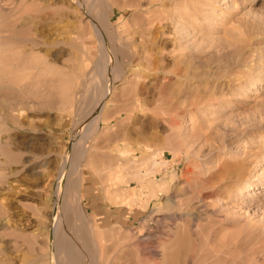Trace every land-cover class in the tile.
Instances as JSON below:
<instances>
[{"label":"rangeland","instance_id":"obj_1","mask_svg":"<svg viewBox=\"0 0 264 264\" xmlns=\"http://www.w3.org/2000/svg\"><path fill=\"white\" fill-rule=\"evenodd\" d=\"M171 258L264 264V0H0V264Z\"/></svg>","mask_w":264,"mask_h":264},{"label":"bare ground","instance_id":"obj_2","mask_svg":"<svg viewBox=\"0 0 264 264\" xmlns=\"http://www.w3.org/2000/svg\"><path fill=\"white\" fill-rule=\"evenodd\" d=\"M122 46V45H121ZM2 49V48H1ZM101 57H103V53H102V55H101ZM106 58V57H105ZM101 65H102V61L101 62H97V64H96V66H95V68L98 70V68L100 67V69H102V67H101ZM103 66V65H102ZM99 71V70H98ZM101 72V71H100ZM102 101H103V99H102ZM101 101V102H102ZM91 107V106H90ZM100 107V106H99ZM96 108H98V106L97 107H95V109ZM104 110H101V109H99L98 110V113H97V117L99 118L100 116H102V117H104L105 118V111L103 112ZM107 113V112H106ZM61 176V175H60ZM251 186V185H250ZM249 191H250V189H249ZM205 202V201H204ZM56 214V213H55ZM191 216L190 217H192L193 216V218L194 219H197L198 217H200V216H198L199 214L198 213H192L191 214V212L189 213ZM183 218V217H182ZM193 218H191V219H193ZM193 219V220H194ZM57 225H59V218L55 215V217H54V226H55V228H56V226ZM57 229H58V227H57ZM185 235V234H184ZM57 238V237H56ZM185 238V237H184ZM57 239H59V238H57ZM56 239V240H57ZM196 241V240H195ZM176 246H178V245H176ZM171 253V252H170ZM98 256V255H97ZM170 256V255H169ZM171 257V256H170ZM169 261V260H168ZM171 262H172V258H171ZM168 263V262H167ZM170 263V262H169ZM168 263V264H169ZM171 264H173V262L171 263Z\"/></svg>","mask_w":264,"mask_h":264},{"label":"crops","instance_id":"obj_3","mask_svg":"<svg viewBox=\"0 0 264 264\" xmlns=\"http://www.w3.org/2000/svg\"><path fill=\"white\" fill-rule=\"evenodd\" d=\"M99 211H96V212H93V214H94V216L96 217V218H98V219H103V221H108V219H110V218H115V216L116 215H111V216H109V215H107V213H109L110 211L108 210V211H103L102 213H98ZM126 212H128L127 214H128V216H127V218L128 219H130V217L132 216V217H134V213H130V211H126ZM118 217H120L119 215H118ZM117 220H119V218L117 219Z\"/></svg>","mask_w":264,"mask_h":264}]
</instances>
